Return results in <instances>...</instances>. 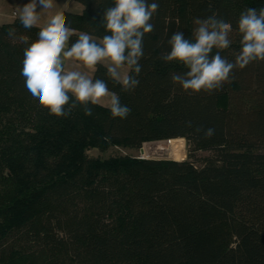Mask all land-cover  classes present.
Masks as SVG:
<instances>
[{
    "label": "trees",
    "instance_id": "trees-1",
    "mask_svg": "<svg viewBox=\"0 0 264 264\" xmlns=\"http://www.w3.org/2000/svg\"><path fill=\"white\" fill-rule=\"evenodd\" d=\"M77 1L82 14L63 12L77 33L68 46L80 32L110 35L103 17L114 0ZM155 2L139 85L124 92L104 67L94 74L131 109L124 119L99 105H88L91 116L83 105L50 115L21 75L39 28L0 25V264H264V61L191 93L170 79L186 67L161 58L174 32L193 40L194 19L216 13L232 25L219 51L234 62L240 14L264 0ZM172 138L186 140L188 159L88 153Z\"/></svg>",
    "mask_w": 264,
    "mask_h": 264
},
{
    "label": "clouds",
    "instance_id": "clouds-1",
    "mask_svg": "<svg viewBox=\"0 0 264 264\" xmlns=\"http://www.w3.org/2000/svg\"><path fill=\"white\" fill-rule=\"evenodd\" d=\"M40 9L37 11V9ZM54 0H29L19 13L25 29L39 28L38 38L24 49L21 75L25 87L42 108L56 117H67L73 108L84 106V114L92 115L88 105H99L110 110L111 116L127 118L131 109L123 105L119 95L108 88L104 79L94 74L98 66L119 84L124 92L133 91L140 83L144 56L143 40L154 30L150 22L159 4L153 0H114V6L104 11L105 31L102 38L85 32L68 46L76 30L67 26L62 12L50 14ZM46 16L43 24L42 17ZM193 40L185 38L182 31L174 32L168 40L170 51L162 55L166 62H180L187 71L173 73L170 79L185 91L211 93L230 82L234 69H243L254 61H264V7L244 10L238 20L242 35L241 49L234 62L221 55L228 49L232 25L216 13L207 18H195ZM28 43V38L24 37ZM217 49L213 54V49ZM67 62V64H66ZM71 67L82 70H70ZM134 73V75H133ZM70 98L74 100L70 103ZM190 123V122H189ZM206 138L215 134L214 128L203 130Z\"/></svg>",
    "mask_w": 264,
    "mask_h": 264
},
{
    "label": "crops",
    "instance_id": "crops-1",
    "mask_svg": "<svg viewBox=\"0 0 264 264\" xmlns=\"http://www.w3.org/2000/svg\"><path fill=\"white\" fill-rule=\"evenodd\" d=\"M29 0H0V25L12 23L16 18L19 17L20 10L22 6L28 3ZM84 6L77 0H54V8L51 10L50 14L55 12H70L73 14H82ZM40 9L38 8L37 11ZM47 17H42L41 24H43L44 19ZM67 64V62H66ZM70 70H86V69H76L71 67ZM106 108V107H105Z\"/></svg>",
    "mask_w": 264,
    "mask_h": 264
},
{
    "label": "rangeland",
    "instance_id": "rangeland-1",
    "mask_svg": "<svg viewBox=\"0 0 264 264\" xmlns=\"http://www.w3.org/2000/svg\"><path fill=\"white\" fill-rule=\"evenodd\" d=\"M167 140V139H165ZM164 147H168L169 145L167 144H163ZM144 146V143L141 145V147L137 150L133 149H124V148H121V147H116V146H113V147H110L107 151L105 152H99L98 150L96 149H91L88 151L89 155L90 156H99L101 158H107L108 156L110 155H116V154H121V155H131L135 158H138V159H167V160H175L174 157L172 155H170L169 153H166V152H162L160 154H157L153 151L146 154V155H143L141 152H140V149H142V147ZM180 146H181V149H182V156L181 158L178 160V161H182V160H186L188 159V151H187V143H186V140L184 139L182 142H180ZM168 154V156H167ZM170 155V156H169ZM209 155V152H198L196 154L197 157L201 158V157H204V156H207Z\"/></svg>",
    "mask_w": 264,
    "mask_h": 264
},
{
    "label": "bare ground",
    "instance_id": "bare-ground-1",
    "mask_svg": "<svg viewBox=\"0 0 264 264\" xmlns=\"http://www.w3.org/2000/svg\"><path fill=\"white\" fill-rule=\"evenodd\" d=\"M183 140L184 139L182 138H172V139H167V140H162V141L145 142L144 146L142 147V154L146 155L150 152L153 153V151L157 154L166 152L172 155L175 160H179L182 156V149L180 146V142H182ZM163 144H167L169 146L164 147Z\"/></svg>",
    "mask_w": 264,
    "mask_h": 264
},
{
    "label": "water",
    "instance_id": "water-1",
    "mask_svg": "<svg viewBox=\"0 0 264 264\" xmlns=\"http://www.w3.org/2000/svg\"><path fill=\"white\" fill-rule=\"evenodd\" d=\"M140 152L142 153V149H140Z\"/></svg>",
    "mask_w": 264,
    "mask_h": 264
}]
</instances>
